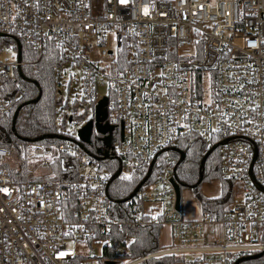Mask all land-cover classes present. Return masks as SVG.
I'll use <instances>...</instances> for the list:
<instances>
[{
	"label": "built area",
	"instance_id": "built-area-1",
	"mask_svg": "<svg viewBox=\"0 0 264 264\" xmlns=\"http://www.w3.org/2000/svg\"><path fill=\"white\" fill-rule=\"evenodd\" d=\"M0 34L15 36L20 54L21 44L38 55L52 47L78 71L80 100L94 109L105 96L107 118L121 125L111 156L68 139L18 145L65 155L63 176L44 158L47 173L14 178L25 163L0 146V264H135L161 254L235 264L258 252L264 264V0H0ZM10 50L0 56V86L27 62ZM9 110L0 93V115ZM188 134L205 152L216 144L221 177L238 184L217 218L187 219L176 205L168 149ZM109 157L118 175L140 178L127 201L133 221L169 224L165 247L129 259V238L113 246L120 223L107 196ZM207 222L217 231L205 233Z\"/></svg>",
	"mask_w": 264,
	"mask_h": 264
},
{
	"label": "trees",
	"instance_id": "trees-1",
	"mask_svg": "<svg viewBox=\"0 0 264 264\" xmlns=\"http://www.w3.org/2000/svg\"><path fill=\"white\" fill-rule=\"evenodd\" d=\"M15 36L7 34L0 36V48L8 46L14 49L16 46ZM21 59H26V64L20 67L21 75L15 72L12 80L4 81L0 86V93L10 105V110L0 115V146L6 148L10 153L16 151L20 143L26 141H37L46 146L58 144L65 139L73 141L79 146L74 130L64 132L65 125L75 119L76 123L83 119L76 117L74 113L68 115L65 104L57 94L56 85L59 83L58 68L63 63L62 56L50 47L44 54H34L31 50L21 44ZM38 95V96H37ZM37 96L36 100H33ZM91 106L90 109H92ZM14 110L17 113L13 120ZM47 135V136H44ZM52 135V136H49ZM40 136H44L39 139ZM36 139V140H34ZM102 145L97 137H92L89 143H83V150L87 152L96 151ZM80 147V146H79ZM211 150L206 154L203 165L200 167V160L206 153L203 151V143L195 134H188L184 140H180L174 149L168 152L177 158L175 176L180 185L189 187L193 196L197 199L201 213L209 212L214 218L220 216L232 202L237 191L238 184L220 175V155L216 144L210 145ZM180 152L182 158H180ZM65 155H57L53 159L52 167L56 176H63L70 171L65 160ZM61 158L64 166H61ZM104 165L112 174L118 168L117 158L109 157L104 159ZM19 170H12L18 174V178L26 179L30 176V170L22 164ZM153 167L150 169V173ZM199 171L201 179L198 181ZM217 180L219 192L215 196H206L200 193L201 182ZM140 178L134 176L118 175L112 178L107 186V196L110 199L111 214L119 221V226H113L111 236L113 246L120 244L126 238L130 253L129 259H135L144 254L154 252L163 248L159 244L158 236L160 225L154 223L139 224L133 221L132 211L128 208V199L131 191L137 185ZM131 212V213H130ZM180 258L174 254H161L143 259L135 264H168L177 262ZM262 257L243 259L237 264H261Z\"/></svg>",
	"mask_w": 264,
	"mask_h": 264
},
{
	"label": "rangeland",
	"instance_id": "rangeland-1",
	"mask_svg": "<svg viewBox=\"0 0 264 264\" xmlns=\"http://www.w3.org/2000/svg\"><path fill=\"white\" fill-rule=\"evenodd\" d=\"M4 50L11 51L10 48H8L7 46H3L0 56L4 55ZM58 74L59 83L56 85V90L57 94L62 100V104L63 102L65 104V112L68 115L74 113L76 117L84 116L83 119L78 121L77 123L75 119L71 120L70 122H67L65 125V129H63L64 132H70L73 129L75 133V130L88 118L91 111V107L89 105H86L85 101L80 100V96L78 94V84L73 80V75H78V71L74 67L62 63L61 68H58ZM70 75L71 80L69 84H67L68 76ZM99 92L102 95L105 92V87H101L99 89ZM14 154L17 160H22L23 163L30 165L29 170L34 174L47 173L49 168L48 166H42L40 164L41 160L45 158L48 162H52L51 160L54 159L55 156H57V154L54 153V148H52V156L49 154L48 151L43 156H34L29 152V150L25 151L19 146L17 147L16 151L13 152V155ZM14 164L15 162H13V165ZM218 189L219 184L217 180H211L208 182L204 181L201 182L199 185L200 193L206 196H215L218 193ZM179 193L182 215L184 217H187V213H198V215H200L199 203L197 199L193 196L191 189L185 185H180ZM147 207L148 204L144 206L145 209ZM163 241V244H165L166 239Z\"/></svg>",
	"mask_w": 264,
	"mask_h": 264
},
{
	"label": "water",
	"instance_id": "water-1",
	"mask_svg": "<svg viewBox=\"0 0 264 264\" xmlns=\"http://www.w3.org/2000/svg\"><path fill=\"white\" fill-rule=\"evenodd\" d=\"M0 35H3V34H0ZM16 47H17V58H19V54H20V43L16 40ZM18 73L21 75V71L20 69H18ZM38 96V95H37ZM37 96L33 99V100H36ZM105 101H106V98L105 96L100 98L95 106H94V115H95V119L96 120H103L105 117H106V109H105ZM17 113V110H14L13 112V116H12V127H13V120H14V117ZM68 120H70V117L68 118ZM75 133H76V136L77 138L79 139V146L80 147H83V143H89L90 142V133H91V120H86L83 124H81L76 130H75ZM44 136H47V135H44ZM44 136H40L39 139H41L42 137ZM49 136H52V135H49ZM36 140V139H34ZM209 151H207L201 158L200 160V167L203 165V161H204V158L206 156V154L208 153ZM106 154H102L101 157H105ZM180 158H182V153L180 152ZM253 158V157H252ZM118 172L119 170L117 169L111 176V178H115L117 175H118ZM249 172H250V168H249ZM201 179V171H199V176H198V181ZM172 183H173V186H174V189H175V194H176V205L179 207V204H180V193H179V182L177 181L176 179V176L174 175V177H172ZM260 189L261 186H258ZM137 188V185L133 188V190L131 191L130 193V196H132L135 192ZM261 252H258V253H255V254H252V255H249V256H241L239 257L236 261H235V264L238 263L239 261L243 260V259H247V258H255V257H258L260 256Z\"/></svg>",
	"mask_w": 264,
	"mask_h": 264
},
{
	"label": "flooded vegetation",
	"instance_id": "flooded-vegetation-1",
	"mask_svg": "<svg viewBox=\"0 0 264 264\" xmlns=\"http://www.w3.org/2000/svg\"><path fill=\"white\" fill-rule=\"evenodd\" d=\"M90 110V114L86 119L91 120L90 139L92 137H97L99 142L102 143V145L98 146V148H96L95 150L103 151L104 153L109 154V156H111L112 153L114 155L116 146L118 145L121 139L120 123L110 121L107 118V112L106 117L103 120L98 121L95 119L94 109L92 108ZM70 121L71 119L69 120V122Z\"/></svg>",
	"mask_w": 264,
	"mask_h": 264
},
{
	"label": "crops",
	"instance_id": "crops-1",
	"mask_svg": "<svg viewBox=\"0 0 264 264\" xmlns=\"http://www.w3.org/2000/svg\"><path fill=\"white\" fill-rule=\"evenodd\" d=\"M215 180V179H214ZM219 192V189H218ZM218 194V193H217ZM216 194V195H217ZM180 209H181V205L179 204ZM200 208V207H199ZM200 215H201V211H200ZM200 215H198V213H187V219H197L200 217ZM204 229H205V233H211L212 231L216 232L217 231V224L216 223H212V222H207L204 225ZM166 239V245L170 243L171 239H170V227L168 223H163L159 229V236H158V241L159 244L163 247H165L166 245L163 244V240ZM168 264H179L178 262H174V263H168Z\"/></svg>",
	"mask_w": 264,
	"mask_h": 264
},
{
	"label": "snow or ice",
	"instance_id": "snow-or-ice-1",
	"mask_svg": "<svg viewBox=\"0 0 264 264\" xmlns=\"http://www.w3.org/2000/svg\"><path fill=\"white\" fill-rule=\"evenodd\" d=\"M120 3L124 4V3H126V0H120ZM145 11H147V10L145 9ZM4 191H7V190H4Z\"/></svg>",
	"mask_w": 264,
	"mask_h": 264
}]
</instances>
